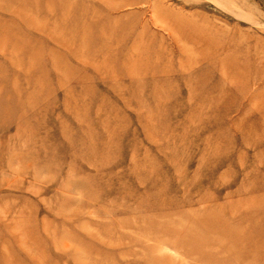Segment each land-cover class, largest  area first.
I'll use <instances>...</instances> for the list:
<instances>
[{
    "label": "rangeland",
    "instance_id": "obj_1",
    "mask_svg": "<svg viewBox=\"0 0 264 264\" xmlns=\"http://www.w3.org/2000/svg\"><path fill=\"white\" fill-rule=\"evenodd\" d=\"M0 264H264V0H0Z\"/></svg>",
    "mask_w": 264,
    "mask_h": 264
}]
</instances>
